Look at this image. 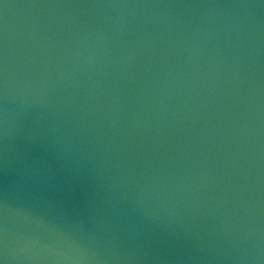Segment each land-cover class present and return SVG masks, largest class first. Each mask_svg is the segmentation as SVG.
Returning a JSON list of instances; mask_svg holds the SVG:
<instances>
[{
    "label": "water",
    "instance_id": "obj_1",
    "mask_svg": "<svg viewBox=\"0 0 264 264\" xmlns=\"http://www.w3.org/2000/svg\"><path fill=\"white\" fill-rule=\"evenodd\" d=\"M0 264H264V0H0Z\"/></svg>",
    "mask_w": 264,
    "mask_h": 264
}]
</instances>
